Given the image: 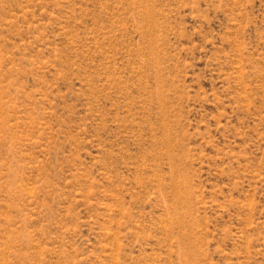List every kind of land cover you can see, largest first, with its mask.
<instances>
[{
	"label": "rangeland",
	"instance_id": "1",
	"mask_svg": "<svg viewBox=\"0 0 264 264\" xmlns=\"http://www.w3.org/2000/svg\"><path fill=\"white\" fill-rule=\"evenodd\" d=\"M0 264H264V0H0Z\"/></svg>",
	"mask_w": 264,
	"mask_h": 264
}]
</instances>
